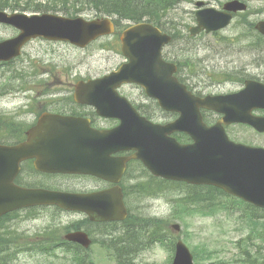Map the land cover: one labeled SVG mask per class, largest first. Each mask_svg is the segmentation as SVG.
<instances>
[{"label": "water", "instance_id": "obj_1", "mask_svg": "<svg viewBox=\"0 0 264 264\" xmlns=\"http://www.w3.org/2000/svg\"><path fill=\"white\" fill-rule=\"evenodd\" d=\"M245 8L238 0L225 5L231 11ZM196 15L198 25L191 29L193 34L202 28L207 32L223 28L232 18L231 13L213 8L198 10ZM0 22L20 30L17 36L0 42V60L18 56L32 38L66 40L84 47L115 29L108 17L87 21L52 13L8 14L0 10ZM257 28L264 33V21ZM121 40L129 62L102 78L79 82L75 92L79 102L95 105L103 116L120 118L121 124L100 131L91 128L87 119L49 115L42 119L37 133L30 132L28 141L16 146L0 144V216L26 206L56 205L87 212L93 220L125 219L128 211L118 183L131 158L142 160L156 176L214 185L264 207V148L233 142L223 126V123L244 122L264 131V116L252 113L254 108H264V85L248 80L247 87L237 94L199 97L177 80L176 66L161 56V48L171 40L170 35L151 23L141 22L124 30ZM123 82L141 84L148 95L157 97L164 109L177 112L179 117L164 125L141 117L118 93L117 87ZM255 84L262 88L254 87ZM203 108L224 113L223 120L207 124L201 112ZM175 131L188 133L193 142H178L170 136ZM122 150H135V153L128 157L112 156ZM31 156L37 157V168L41 171L94 174L116 185L92 193L18 186L14 179L19 163ZM51 161L59 166L50 168ZM172 227L180 228L178 224ZM67 238L84 246L91 243L83 232L68 234ZM173 264H194L193 255L182 239L176 243Z\"/></svg>", "mask_w": 264, "mask_h": 264}, {"label": "rangeland", "instance_id": "obj_2", "mask_svg": "<svg viewBox=\"0 0 264 264\" xmlns=\"http://www.w3.org/2000/svg\"><path fill=\"white\" fill-rule=\"evenodd\" d=\"M7 1L9 3H5V8L9 12L26 13H34L36 3L47 2V0H0V5ZM196 1L184 0L170 9L168 15L166 13L169 30L177 35L164 52L167 53V57L175 58L181 65L179 78L193 91L203 94L229 93L240 89L243 86L239 78L241 74L244 78L253 76L264 79V36L251 27V23L264 19V0H245L249 4L248 11L238 14L231 25L221 31L191 35L190 27L196 24L194 19ZM203 1L206 6L222 8L227 0ZM79 7L75 6L76 15H83L86 18L96 16L89 8ZM50 11L65 14L62 10ZM17 32L12 26L0 24V40L10 38ZM119 51V43L111 36L101 38L85 49L43 38L32 40L13 64H0V91H8V95H0V115H5L19 106L22 109L26 101L24 97L27 95H46L45 91L48 89L53 91L49 95L67 94L69 66L73 67L69 79L74 82L80 76L94 77L107 73L124 61V56ZM18 74L22 75V80ZM73 74H76V78L72 76ZM23 83L29 84L32 90L11 92V88H19ZM120 92L135 102H145L146 104L142 105L148 108L146 110L151 119L156 122L174 118L157 106L154 107L155 110H150L148 105L154 103L146 98L140 86L125 85ZM72 93L73 91H70V94ZM205 116L210 123L215 122L214 113L205 112ZM19 121L23 122V119ZM145 168L141 162L131 163L122 183L127 188L126 203L133 217L160 218L168 221L158 230L160 234H156L157 239H163L167 234V239L162 242L153 241L155 236L152 238L151 234L141 227L136 229L139 238L135 242V236L126 234L125 225H117L118 223L92 227L95 239L90 248V254L94 259L91 264L95 262L118 264L116 251L110 252L108 248L101 246V238L106 235L112 237L110 244L113 246H119L118 241H123L119 247L131 244L133 248L136 243L135 251L128 250L130 254L126 253L127 250L124 251L129 255L128 264H170L172 252L168 246L174 235H180L186 239L192 250L196 249L198 264H244L247 249L255 256L264 255L262 237L264 208L248 207V204L235 200L216 188L211 198H201L205 195L208 185L191 188L169 181L161 184L165 190L163 196L154 198L150 194L139 193L136 183L149 180L150 172ZM59 181L60 184L57 186L72 190H88L105 185L88 177L61 176ZM200 198L202 207L198 206L196 210L190 208L191 201ZM32 213L35 214L34 218L21 220L17 217L10 218L1 225L0 231H5V235L0 237V244L3 246L0 250V262L3 260L5 264H65L62 259L51 263L52 260L46 255L32 254L42 250L43 245H31L29 249L32 252L22 251L16 238L6 232L21 234L27 239L35 240L45 228L58 227L62 231L64 225L82 218L83 215L73 212L60 213L54 208ZM172 223L181 225L179 233L170 231ZM144 228L150 226L144 225ZM120 236H125V240H118Z\"/></svg>", "mask_w": 264, "mask_h": 264}, {"label": "trees", "instance_id": "obj_3", "mask_svg": "<svg viewBox=\"0 0 264 264\" xmlns=\"http://www.w3.org/2000/svg\"><path fill=\"white\" fill-rule=\"evenodd\" d=\"M180 1L182 0H47L46 3L43 2L36 3L34 5V9L43 10V11L62 10L65 11L66 14L72 15V13L76 12L75 6L86 5L91 9L95 10L98 14L117 16L118 21H120L121 19H128L136 22V21H142L145 18L147 19V21L153 22L154 24L162 28H166V24H165L166 21L164 20L167 16L166 13L170 8L177 5ZM5 3H9V1L3 2V4L0 5V8L5 7L6 6ZM177 137L182 141L188 140V137L184 134H178ZM150 183H151V179H149L147 182L137 183V186L139 188V193H144V194L155 193ZM215 190L216 189L213 186H209L205 195L202 196L201 198H207V199L211 198ZM201 198L195 201H191L190 208L192 207L193 210H196L195 209L196 207L198 206L202 207L201 205L202 201H200ZM198 211H200V209H198ZM130 218L124 221V225L126 227V234L135 236V242L139 238L138 235L136 234V229L142 227L146 232H149L151 236H154L156 234H160L158 230L161 229V227L165 223H167V221L165 220L150 219V218L148 219V218H143L142 216L133 217L131 215ZM262 218H264V215H262ZM151 223H153L157 227L147 228V229L144 228V225L148 226L147 224H151ZM262 228L264 229V221L262 222ZM8 234L13 235V233L10 232H8ZM164 236H166V234ZM262 237H264V231L262 233ZM118 239L125 240V236L123 237L120 236ZM174 242H175L174 238L171 239V243L169 244L171 251L174 250V244H175ZM122 243L123 241L122 242L118 241L119 246ZM130 245L131 244H127L125 245L126 247L122 246L119 248L116 246V249L117 248L120 249V251L118 250V254H116L118 264H122L121 261L122 257L120 256L121 253L123 254L124 257H127V254H130L128 250H130L131 252L135 251V247L133 246L132 248V245L131 246ZM2 247L3 246L0 244V250ZM124 248L125 250H127L126 251L127 254L124 253L125 251ZM197 256L198 253H195L196 259ZM1 258L4 257L1 256ZM249 262H258L260 264H264V255L255 256L250 249H247L246 257L244 259V264H247ZM4 263L5 262L2 260V264Z\"/></svg>", "mask_w": 264, "mask_h": 264}, {"label": "flooded vegetation", "instance_id": "obj_4", "mask_svg": "<svg viewBox=\"0 0 264 264\" xmlns=\"http://www.w3.org/2000/svg\"><path fill=\"white\" fill-rule=\"evenodd\" d=\"M73 71V67L69 66L67 70V78H68V85H69V92L67 94L62 95H45L40 94L38 96H30L27 97L25 110L22 114L25 115V120L21 123L22 125L16 127V128H5L3 137H9L13 136L10 140H8V144L14 145L18 144L26 139H28V131L37 125V123L40 120V117L44 113H55L60 114L63 116H84L89 117L92 121V124L96 127H106L105 124L101 121H103L102 118H98L95 116V113L93 112L94 109H92L89 106L81 105L76 103L74 100V97L70 94V91L72 90V84L70 81L71 72ZM73 74L72 76H74ZM179 76V75H178ZM257 79V78H256ZM262 83H264V79H258ZM246 81H240L242 84ZM47 92V91H45ZM147 98V97H146ZM148 100L152 101L154 104H149L150 110H155L154 107H156L155 100H151L150 98H147ZM136 107L137 104H139L140 107L145 108L144 105L145 102H135ZM147 109V108H146ZM146 109H140L144 114H149ZM140 111V112H141ZM141 112V113H142ZM257 114L264 115V109H258L255 110ZM222 118V114L216 113V119L217 122ZM227 131L230 135V137L240 143L251 145V146H262L264 147V132H260L252 128L249 124L245 123H233L230 125H227ZM35 158H29L24 161H22V169L19 172L18 181H31L34 180L36 177H43L48 179L49 181L54 183L53 185L60 184L59 177H61L59 173L57 172H40L36 170L35 168ZM98 181V180H97ZM106 186H100L97 189L105 188ZM96 189V190H97Z\"/></svg>", "mask_w": 264, "mask_h": 264}, {"label": "bare ground", "instance_id": "obj_5", "mask_svg": "<svg viewBox=\"0 0 264 264\" xmlns=\"http://www.w3.org/2000/svg\"><path fill=\"white\" fill-rule=\"evenodd\" d=\"M123 247H126L125 245H123ZM134 247H135V249H136V244L134 245ZM124 250H125V248H124Z\"/></svg>", "mask_w": 264, "mask_h": 264}]
</instances>
